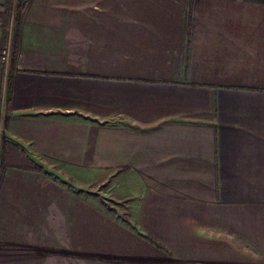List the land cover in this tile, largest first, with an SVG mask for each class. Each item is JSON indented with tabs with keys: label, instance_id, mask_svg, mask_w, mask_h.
<instances>
[{
	"label": "crops",
	"instance_id": "0c3cea01",
	"mask_svg": "<svg viewBox=\"0 0 264 264\" xmlns=\"http://www.w3.org/2000/svg\"><path fill=\"white\" fill-rule=\"evenodd\" d=\"M6 3L0 264H264V0Z\"/></svg>",
	"mask_w": 264,
	"mask_h": 264
},
{
	"label": "rangeland",
	"instance_id": "374dc122",
	"mask_svg": "<svg viewBox=\"0 0 264 264\" xmlns=\"http://www.w3.org/2000/svg\"><path fill=\"white\" fill-rule=\"evenodd\" d=\"M12 11L15 10L13 9ZM1 63V65H5H3L5 67V70L9 68V63L8 65H6L2 60ZM56 168H58L60 173H62L63 170H66L70 175L73 176V180H67V182H69V185L71 184L75 186L77 189H79L78 191L82 190V192L97 195L99 198H102V201L107 202L108 206L113 207L112 210L116 211L117 217H126L127 212L125 211L123 201H119L114 198V196L116 195L113 193H117V191L121 192L123 190V185H120L119 182L112 181L116 177L112 176L111 178H108L109 176L106 177L108 175L107 171H100L98 169H81L76 166H68L63 164H58ZM71 171L73 173H71ZM61 180L63 181V179ZM113 184L117 187L115 188Z\"/></svg>",
	"mask_w": 264,
	"mask_h": 264
},
{
	"label": "trees",
	"instance_id": "16d2710c",
	"mask_svg": "<svg viewBox=\"0 0 264 264\" xmlns=\"http://www.w3.org/2000/svg\"><path fill=\"white\" fill-rule=\"evenodd\" d=\"M24 4L25 0H7L6 7L7 10H16V12H18L17 14L19 15L24 7Z\"/></svg>",
	"mask_w": 264,
	"mask_h": 264
},
{
	"label": "built area",
	"instance_id": "2783aa9c",
	"mask_svg": "<svg viewBox=\"0 0 264 264\" xmlns=\"http://www.w3.org/2000/svg\"><path fill=\"white\" fill-rule=\"evenodd\" d=\"M10 54H11V46L10 44H7L5 45L3 48H2V51H1V60L6 64L8 65L9 63V60H10Z\"/></svg>",
	"mask_w": 264,
	"mask_h": 264
}]
</instances>
